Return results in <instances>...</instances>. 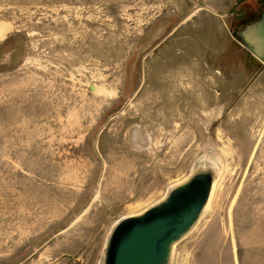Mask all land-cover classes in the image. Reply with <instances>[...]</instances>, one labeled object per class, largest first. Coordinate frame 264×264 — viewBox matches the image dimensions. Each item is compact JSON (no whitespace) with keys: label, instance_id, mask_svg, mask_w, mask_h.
Masks as SVG:
<instances>
[{"label":"rangeland","instance_id":"obj_1","mask_svg":"<svg viewBox=\"0 0 264 264\" xmlns=\"http://www.w3.org/2000/svg\"><path fill=\"white\" fill-rule=\"evenodd\" d=\"M264 0H0V264H103L114 225L217 176L169 264H264Z\"/></svg>","mask_w":264,"mask_h":264},{"label":"water","instance_id":"obj_2","mask_svg":"<svg viewBox=\"0 0 264 264\" xmlns=\"http://www.w3.org/2000/svg\"><path fill=\"white\" fill-rule=\"evenodd\" d=\"M243 34L252 49L264 58V18L247 27ZM216 176L213 165H200L162 199L121 218L108 236L103 264H169L174 244L204 212Z\"/></svg>","mask_w":264,"mask_h":264}]
</instances>
